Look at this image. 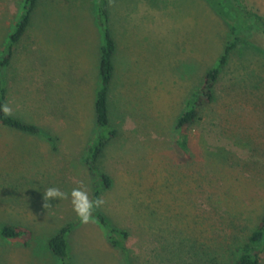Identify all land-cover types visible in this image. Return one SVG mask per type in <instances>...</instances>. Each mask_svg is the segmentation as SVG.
I'll list each match as a JSON object with an SVG mask.
<instances>
[{"label":"rangeland","instance_id":"obj_1","mask_svg":"<svg viewBox=\"0 0 264 264\" xmlns=\"http://www.w3.org/2000/svg\"><path fill=\"white\" fill-rule=\"evenodd\" d=\"M245 1L264 15V0ZM25 2L0 0V62ZM107 2L117 43L110 90L117 135L98 168L110 188L86 162L99 133L100 0H38L11 66H0L11 115L43 130L35 136L0 125V228L33 231L28 246L0 238V264H61L49 241L71 224L72 264H236L264 218V52L247 33L214 101L186 130V154L179 118L219 65L231 24L206 0ZM50 188L65 196L49 199ZM74 189L104 202L89 223L74 211ZM96 214L129 233L126 254L112 247Z\"/></svg>","mask_w":264,"mask_h":264},{"label":"trees","instance_id":"obj_2","mask_svg":"<svg viewBox=\"0 0 264 264\" xmlns=\"http://www.w3.org/2000/svg\"><path fill=\"white\" fill-rule=\"evenodd\" d=\"M212 9L231 24L232 37L225 47L219 65L209 71L204 78V86L188 100L184 113L178 121L180 149L189 153V138L186 130L197 124L202 119V110L214 101V92L220 79L221 72L228 64L232 53L239 49L247 33L252 34L249 43L264 52V44L259 36H264V15L250 8L245 0H206ZM38 0H26L25 11L21 21L17 24L15 33L11 36L3 60L0 62L2 71L5 72L13 60L15 51L26 36L32 22V14L37 6ZM99 21L105 35V46L102 50L101 60V90L96 102V121L99 133L91 145L87 165L99 182L110 188L112 180L102 175L98 168V162L106 150L108 144L116 137L117 133L111 127L110 116V90L115 78V55L117 43L110 30V17L107 0H100ZM248 38V37H247ZM8 80L6 74L0 75V106L7 105ZM0 125L23 134L43 135V130L33 124L26 123L13 115H5L0 111ZM108 231L109 242L113 248L121 250L126 254V242L130 235L127 231L117 230L111 227L103 215L94 216ZM75 229V224L64 227L50 241L49 248L61 264H72L68 247V238ZM0 238L4 240L24 241L25 245L33 239V231L21 227L6 226L0 228ZM239 259L236 264H263L264 256V218L255 230L249 235L245 243L239 249Z\"/></svg>","mask_w":264,"mask_h":264},{"label":"clouds","instance_id":"obj_3","mask_svg":"<svg viewBox=\"0 0 264 264\" xmlns=\"http://www.w3.org/2000/svg\"><path fill=\"white\" fill-rule=\"evenodd\" d=\"M0 111L5 115H11L12 112L11 108L7 105L0 106ZM46 195L49 199L62 198L65 196V194L57 188H50ZM103 203L102 200H89L87 193L79 189H74L72 192L73 208L80 217L82 223H89L92 219L93 211L99 208Z\"/></svg>","mask_w":264,"mask_h":264}]
</instances>
